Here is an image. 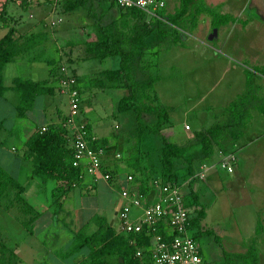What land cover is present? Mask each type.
I'll list each match as a JSON object with an SVG mask.
<instances>
[{
  "label": "rangeland",
  "instance_id": "374dc122",
  "mask_svg": "<svg viewBox=\"0 0 264 264\" xmlns=\"http://www.w3.org/2000/svg\"><path fill=\"white\" fill-rule=\"evenodd\" d=\"M206 1L207 5L219 11L217 3L220 0ZM230 1L233 2V0H225L229 9L235 13H243L249 18L250 24L247 30L243 31L241 25L236 28L225 25L218 34L210 23L211 16L203 13L199 16L195 28L191 29L188 25L185 29H178L181 44L170 47L162 45L150 50L145 56L144 64H149L152 72L162 76L155 85L161 101L175 106V111L171 115L172 130L179 133L177 140L181 143L187 140L186 132L194 133L202 126L207 127L214 121H223L222 119L227 117L226 106L247 90V69L254 72L259 92L264 95V75L255 70L257 66L264 65V0H236V2L234 0L235 3L232 5ZM32 2L39 7L32 10L36 18H43V21L47 18L46 22L49 23L53 13L62 16L55 15L53 18L59 19L56 27L48 26L51 35L50 40L42 45L46 48L44 58H52L56 70L60 63L67 61V56L74 59L72 67H77L80 84L85 89L84 112L88 115L91 124L97 127L99 121L103 123L97 128L99 133L112 131L121 135L122 132L131 130L136 125L134 111L120 112L117 109L119 99L128 93V89L121 86L95 91L89 86L91 79L89 73L99 76L103 69L118 67L119 57L94 60L82 58L83 48L79 40L87 38L93 30L94 17H89L88 9L79 8L62 13L64 0H32ZM91 3L94 4L93 12L98 17L104 7L108 8L101 19L103 24L122 14V10L118 5L113 4V0H91ZM178 4V0H168V11H174ZM14 6L15 3L11 2V10H8L12 24H21L20 18L17 19L18 7ZM224 11L228 9L224 8ZM24 16H28V12L25 11ZM25 22L20 25L21 30H28L30 21ZM7 30L8 28L5 27L0 28V37ZM214 35L215 38L212 37ZM42 46L35 50L38 51ZM57 48L62 52V59L57 57ZM16 66L7 65L5 72L7 81L15 75L37 79L45 77L48 73V64L44 62L25 63L17 68ZM135 76L140 79L144 74L135 71ZM56 78L59 80L58 76ZM52 82L55 89L53 98L49 97L44 101L45 97H42L34 103L37 119L49 122L52 117L57 119L53 112L57 102L64 111L69 110L68 95L57 91L55 79H52ZM0 106V119L2 116L6 117L0 125V153L3 152L4 155L1 156L2 162L22 184L37 185L39 183L31 178L34 163L24 157L22 137L26 136L27 129L18 121L19 119L15 118V113L11 112L13 108L15 109L14 99L9 97L1 100ZM44 106L47 107V115L41 114ZM189 107L195 110L188 113ZM253 111L256 112L255 116L245 127L246 132L236 145L231 144V140H227L228 148L235 151L238 157L235 171L229 173L218 168L217 175L209 172L205 179H194L191 182V186L198 190L199 204L204 206L206 217L202 220V233L195 236L199 229L193 227L190 228V233L200 243L202 254L209 264H224V249L230 252L245 251L254 237L259 246L261 264H264V113L257 109ZM155 121L156 117L152 114H146L144 117V122L148 124H153ZM116 124L120 127L115 128ZM166 134L171 135L170 131ZM110 137L114 138V136ZM115 137L116 142L117 138L120 140L117 142V148L120 145L121 148L125 147L124 151H126L133 145L134 140H127L126 136ZM160 145L159 135L145 134L142 147L145 152H149V155L142 158L143 171L135 174L139 184L140 182L149 184L161 178ZM12 155L19 160L9 164L7 161ZM119 159H116L120 167L118 174H127L132 170L122 158ZM176 164L179 165L178 162ZM118 174L113 175V179L107 180L108 183L100 179L93 189H84L82 185L73 187L65 191L59 202L57 195L54 194V189L57 188L56 179H49V182L40 186V189H37V185L36 190H28L24 193L25 198L40 211L39 217L34 221L32 233L18 218L23 216L19 211L21 205H17L19 208L15 205L16 188L10 186L4 207H0V256L2 245H5L8 264H74L81 261V256H76L78 251L74 254L69 252L74 249L73 240L77 231L85 229L86 221L94 214H104L110 218V215L123 206L121 191L126 179ZM189 190V186H186L184 194L192 199ZM5 204L13 206V209L7 210ZM137 211V208L132 210L133 217L137 215ZM259 222L262 231L256 234ZM70 228L72 230L69 232ZM85 230L90 231V228L86 227ZM217 236L222 244L216 239ZM138 259V263L134 264H153L147 253ZM111 260L115 261L117 257H111ZM0 264H2L1 257ZM76 264L85 263L82 261Z\"/></svg>",
  "mask_w": 264,
  "mask_h": 264
},
{
  "label": "trees",
  "instance_id": "16d2710c",
  "mask_svg": "<svg viewBox=\"0 0 264 264\" xmlns=\"http://www.w3.org/2000/svg\"><path fill=\"white\" fill-rule=\"evenodd\" d=\"M178 1L179 4L174 11L169 12L167 7H163L157 12V17L150 18L140 8L130 7L125 9L118 6L122 10L121 16L106 24L101 23V19L107 13L108 8L104 7L98 17L93 12L94 4L91 3V0H64L62 7L65 13L79 8H87L89 17H94L92 33L80 41L83 48V59L119 57L118 67L103 70L99 76L90 79V84L100 89L121 86L128 89V93L119 99L117 109L120 112L134 111L136 125L124 134L125 139L134 140V142L129 150H126L128 155L123 154L121 158L132 168L134 176L136 172L140 174L144 169L142 158L149 155V152H145L142 147L145 142V134H157L161 138V178L182 185L193 179L201 161L212 157L219 148H224L227 137L238 139L243 135L244 128L253 117V110L257 109L264 113V95L259 92L254 72L247 69V90L228 104L226 107L227 117L223 121H216L207 127L200 128L195 131L192 138L183 143L173 141L168 137L165 129L173 123L171 115L175 110V106L161 101L155 89V84L161 79V75L152 72L149 64H144L146 54L162 45L170 47L174 44H181V38L177 33L178 29H185L188 25L191 29L195 28L198 25L199 16L203 13L211 16L212 28L215 29L231 21L238 20L232 14L221 13L207 5L206 0ZM10 2L17 3L23 8H29L32 0H0V28H8L6 33L0 37V98L4 96L5 91L8 89V86L4 84L3 72L8 62L16 60L19 56H27L30 61H46L49 64L54 61L50 57L44 58L46 48L42 45L50 40L51 35L48 32L49 28L44 26L45 21L40 20L42 28L21 32L18 23L16 25L12 24V18L9 16L8 6ZM113 4L116 3L113 1ZM19 17L17 16V19ZM39 46H42L41 49L36 51L35 49ZM31 52H33L32 56L30 55ZM60 59L62 58L60 57ZM65 62L72 64L70 57H67ZM255 70L264 75V65L257 66ZM135 71L142 72L144 77L136 78ZM13 81V87L21 95L17 104V116L23 117L33 107L36 97L48 89L47 80L25 79L17 76ZM81 107L82 94L78 117L80 120H82L80 117ZM146 114L154 115L156 121L153 124L144 122ZM65 116L66 114L63 116V120ZM63 120L58 125L48 124L46 130L41 129L43 125L38 127L26 142L30 152L29 156H31L34 163L35 175L44 183L49 179L57 180V188L54 189L57 202L60 201L59 199L65 191L81 185L83 181L80 177L81 167L75 164L74 149L70 143L72 136L68 128L62 125ZM1 124L2 122H0ZM87 127L89 128L88 122ZM89 132L93 135L90 128ZM91 135L89 138H91ZM91 141L93 146H104L103 139L100 142L98 139ZM177 162L179 163L178 166ZM111 172L115 176L112 169ZM74 181L77 182L76 186L72 185ZM10 186L16 188L15 205H21L20 208L17 207L23 216L18 218L32 233L34 221L40 214L25 198L24 184L18 181L0 163V200L6 198ZM189 188L192 199L187 198L185 195V204L187 206L200 205L198 191L191 185ZM25 216H28V218H25ZM205 217L206 210L203 205H200V208L192 213L191 227L199 229L195 236L202 233V220ZM90 223H94L96 229L93 232H88L85 230L86 224L85 229L77 231L73 240L75 250L69 252L74 254L75 251L85 250L87 254L85 253L82 258L85 264H111L109 257L115 255L121 256V259L126 262L138 263L139 259L135 258L133 252H136L137 247L146 245L148 241L147 232L125 234L127 236L125 238L124 235L117 234L106 216L101 214H94L90 219ZM261 231L259 222L256 234H260ZM129 237H135L136 243L133 244ZM216 239L222 244L218 236ZM223 251L225 255L224 264H261L256 237L252 239L245 251L230 252L226 249ZM0 257L2 264L9 263L6 258L5 245H2Z\"/></svg>",
  "mask_w": 264,
  "mask_h": 264
},
{
  "label": "built area",
  "instance_id": "2783aa9c",
  "mask_svg": "<svg viewBox=\"0 0 264 264\" xmlns=\"http://www.w3.org/2000/svg\"><path fill=\"white\" fill-rule=\"evenodd\" d=\"M122 8L136 7L144 10L150 17H157V12L167 7L168 0H113ZM54 23V22H53ZM59 82L69 98V111L63 120L72 136L75 164L81 167V179L89 174L93 182L100 178L111 180L113 174L105 160L104 146H93L91 140L95 137L90 134L87 121L78 119L81 106L80 86L75 69L70 63H61L58 67ZM48 125H43L46 130ZM91 135V138L89 136ZM220 164L228 171L233 172L237 163L235 152L220 150ZM122 157L120 152L116 158ZM208 166L203 165L194 177L205 178ZM157 184L160 194L156 201L148 202L147 196L137 191L133 186L135 176L129 173L126 183L122 186L121 196L125 199L123 206L117 211L120 219V230L125 234H141L147 232L148 241L145 246L139 247L135 257L142 258L149 254L153 264H209L201 251L200 243L190 233L191 215L200 208L199 205L187 206L184 202L185 187L188 182L179 185L162 178ZM72 185H77L74 181ZM134 208H141L142 212L132 216ZM131 242L136 243L133 237Z\"/></svg>",
  "mask_w": 264,
  "mask_h": 264
},
{
  "label": "crops",
  "instance_id": "0c3cea01",
  "mask_svg": "<svg viewBox=\"0 0 264 264\" xmlns=\"http://www.w3.org/2000/svg\"><path fill=\"white\" fill-rule=\"evenodd\" d=\"M235 2H236V0H235ZM234 2V0H233V2H231L230 1V3H231V5L232 4H234L235 3ZM218 5H217V7L218 8H220L219 9V12H221V13H229V14H232V15H234L235 17H237L238 18V20L237 21H234V22H229V23H227V24H224V25H221L220 27H218V28H216L215 30L217 31V33L219 34V32H220V30H221V28L223 29L224 27H225V25L227 26H232V27H234V28H236V27H239L240 25H241V27L243 28V31H245V30H247L248 29V26H249V24H250V20H249V18L248 17H246L243 13H240V12H238V13H235L233 10H231V9H229L230 7H229V5L225 2V0H220L218 3H217ZM15 5L16 6H14V7H18V10H19V15L18 16H20L19 18H20V20L22 21H20L21 22V24L19 23L18 24V26H19V29H20V25H23V24H25L26 22L25 21H30V26H29V28H28V30H21L20 29V31L21 32H26V31H31V30H35V29H37L38 27H40V26H42V23H40V20L41 21H43V18H36L35 16H34V14H33V12H32V10L33 9H38L39 7H38V5L36 6V4L35 3H31V5H30V7L29 8H23L21 5H19V4H17V3H15ZM40 5V4H39ZM10 6H11V2H10V4H9V6H8V10L10 11L11 9H10ZM32 6V7H31ZM41 6V5H40ZM224 8H227L228 9V11H224ZM237 9V8H236ZM28 12V16H24V12ZM62 13H65V12H62ZM206 14V13H205ZM239 14V15H238ZM55 15L56 16H58L59 14H57V13H53V15H51V16H53L52 18L50 17V21H49V23H47L46 21H47V18H46V20H45V25H44V23H43V25L45 26V27H47L48 28V26H51V27H56V24H57V22H58V20L59 19H53V18H55ZM34 16V17H33ZM59 16H61V15H59ZM58 16V17H59ZM62 17V16H61ZM60 17V18H61ZM211 21H212V19L210 20V23H211ZM44 22V21H43ZM54 22V23H53ZM212 25V24H211ZM88 37V36H87ZM213 38H215V35L214 36H212ZM82 39H84V38H82ZM82 39L81 40H79V42L80 41H82ZM71 43H73L72 41H71ZM72 51V50H71ZM62 52H60L59 51V49L57 48V57L59 56V57H61L62 58V54H61ZM67 57H70V56H67ZM71 58V62H72V64H74V59H72V57H70ZM65 59V58H64ZM91 60H94V59H91ZM40 62H44V63H46V64H48V73H47V75L45 76V77H43V78H31V77H24L25 79H33V80H47V83H46V85L48 86V89L46 90V91H44L43 93H41V94H39L37 97H36V99H35V103H36V101L38 100V99H41L42 97H45V99H44V101L45 100H47L49 97L50 98H53L52 96H53V94H54V92H55V89H54V86H53V82H52V79H55L56 80V83H57V91H59V92H61V93H65L62 89H61V86H60V83H59V80L56 78L57 77V75H58V73H59V71H58V69L56 70V69H54V65H53V63L51 64H49L48 62H46V61H30L28 58H26V56H19V57H17V59L16 60H14V61H10V62H8L6 65H5V67H4V70H3V72H4V84L6 85V86H8V89L5 91V94H4V96L3 97H1L0 98V101L1 100H5V99H8L9 97L11 98L12 97V99H14V106L13 107H15V109L13 108V110L11 111L13 114L15 113V115H16V119L18 120V121H20L21 123H22V125H25V128L27 129V133H26V136H24V137H22L23 138V141H24V148H25V155H24V157H26L27 159H29V160H31V161H33L32 160V158H31V156H29V151H28V147H27V144H26V142H27V140H28V138L31 136V134H33L37 129H38V127H40V126H42V125H48V124H55V125H58V124H61V122H62V120H63V116L65 115V114H68V111H64L61 107H60V105H59V102H57V104L54 106L55 108L53 109V112H55V115H56V117H57V119H54L53 117L51 118V121L49 122V121H45V120H41V119H37V115L35 114V111H36V105H35V107H34V105H33V107L31 108V109H29L27 112H26V114L23 116V117H18L17 116V104L19 103V101H20V98H21V95H20V92L17 90V89H15L14 87H13V85H14V78L15 77H17V76H20V75H15V76H13V77H11V78H9V80L7 81V78H6V76H5V72H6V68H7V65H9V64H14V65H17L16 66V68L18 67V66H21V65H24L25 63H31V64H33V63H40ZM76 63V62H75ZM74 69H75V71H76V73H77V76H78V82H79V86H80V89H81V94H82V107H81V115H80V117H81V119L82 120H85V121H87L88 123H89V128H90V130H91V132H92V134H93V136L95 137V140L96 139H98L99 140V142L100 141H102V139H103V142H104V149H105V160H106V162L110 165L109 167H110V170L112 169L114 172V174H118V171H120V167H119V164H118V161L116 160V153L117 152H120V153H122V155L124 154L125 156H127L128 155V151H124V148H121L120 147V145L118 146V148H117V142H120V140L117 138L116 140H117V142L115 141V136H124V134L123 133H125V132H127V131H125V132H122L121 133V135H119L118 133L119 132H117V133H114V132H112V131H110L109 133H99V131H97V128L99 127V126H101V125H103V123H101V121H99L98 122V126L97 127H95L94 125H92L91 124V121L88 119V115L87 114H85V112H84V88H83V86H81V84H80V78H79V73H78V69H77V67H74ZM103 70H105V69H103ZM103 70H101V71H103ZM90 74V76H91V78H93L95 75H93L92 74V72L91 73H89ZM161 78H162V76H161ZM156 85V84H155ZM89 86H91V84H90V81H89ZM91 87H93V86H91ZM94 89H95V91H97V90H100V88L99 89H97V87H93ZM156 89V88H155ZM104 90H106V89H104ZM9 93H11L10 95H9ZM58 93V92H57ZM91 93H92V90H91ZM97 94V93H96ZM8 95H9V97H8ZM51 103H53L52 101H51ZM46 105V104H45ZM228 106V105H227ZM226 106V107H227ZM1 107V106H0ZM47 107L46 106H44L43 108H42V110H41V114L42 115H47L46 113V109ZM191 107H189L188 108V113L189 112H191L192 110H195V109H190ZM175 111V110H174ZM173 111V112H174ZM172 112V113H173ZM254 112V111H253ZM252 112V113H253ZM255 113L256 112H254L253 113V116H255ZM2 116V115H1ZM4 120H6V117L5 116H2L1 117V119H0V122H2V124H3V122H4ZM25 120V121H24ZM39 120V121H38ZM41 120V121H40ZM222 120H224V119H222ZM252 120V119H251ZM217 121V120H216ZM216 121H214V122H216ZM219 121V120H218ZM221 121V120H220ZM34 123H36L37 125H33ZM172 125H173V123H172ZM170 126V127H167L166 129H165V131L167 130V131H170V133H171V135L169 134L168 135V137L170 136V138H171V140H173V141H177V142H180V141H178L177 140V138H178V135H179V133H177V131H174V130H172L173 129V126ZM115 128H119L120 127V125L119 124H116L115 126H114ZM202 127H204V126H202ZM202 127H200V128H202ZM100 128V127H99ZM199 128V129H200ZM13 130H14V128H12ZM199 129H196L195 131H197V130H199ZM22 131H23V129H22ZM21 131V132H22ZM166 131V132H167ZM195 131H194V133H195ZM11 132H12V130H11ZM101 132V131H100ZM165 132V133H166ZM246 132V128H244V133ZM194 133H187L186 132V138L185 139H190V138H192L193 136H194ZM19 134V136H20V132L18 133ZM71 134V133H70ZM110 136H114V138H111ZM172 137H174L173 139H172ZM242 137V136H241ZM241 137H239L238 139H233L232 137H227V139H225V145H224V148H219L218 150H216V152H215V154L212 156V157H210V158H208V159H206V160H204V161H201L200 162V164L198 165V167H197V171H196V173L197 172H199L200 171V169H201V167L203 166V165H205L206 167L208 166V169H207V171H206V174H205V177L208 175V173L210 172L211 174H215V175H217V170L216 169H223V170H225V171H227V172H229V173H233L234 171H235V169H236V165H235V167H234V171L233 172H230V171H228L226 168H224V167H222L221 166V164L219 163L220 162V160H221V153H220V150H223L224 152H235V151H233V150H231V149H229L228 148V145H227V140H231V144L233 143V144H235L236 145V143L238 142V140L241 138ZM186 140V141H187ZM71 144H72V141L70 142ZM181 143V142H180ZM3 152H1L0 153V163L10 172V169L7 167V165H5L3 162H2V159H1V156H4L3 154H2ZM10 160L9 161H7V163H12L13 161H18L19 159L18 158H16V157H14L13 155L9 158ZM112 159V160H111ZM124 160V159H123ZM125 161V160H124ZM237 161H238V157H237ZM238 163V162H237ZM131 168V167H130ZM11 173V172H10ZM129 173H132V170L130 171L129 170V172L127 173V174H124V173H119L118 175L119 176H121V177H124V179H126L127 178V175L129 174ZM195 173V174H196ZM12 175H14L13 173H11ZM15 176V175H14ZM32 179H35L36 180V183H39V184H34V183H29L28 185H24V187H25V190H24V193H26L28 190L30 191H34V190H36V186L38 187L37 189H40V186H43V185H45L47 182H49V180L47 181V182H42V180L37 176V175H35V173H34V168L32 169V177H31ZM100 179H102V178H100ZM99 179V180H100ZM137 179V178H136ZM194 179H199L198 177H193V179H191L190 180V182H189V184L187 185V186H190L191 185V182L194 180ZM203 179H205V178H203ZM99 180H97L96 182H93V179H92V177L91 176H86L85 177V179L82 181V183H81V185L83 186V188L84 189H93V188H95L96 186V183H98V181ZM103 180V179H102ZM104 181H106V183H108L107 182V180H105L104 179ZM134 184V188L137 190V191H141L142 193H144L146 196H147V200H148V202H154V201H156L157 199H158V197H159V194H160V188H159V185L157 184V182H150L149 184L147 183V182H140V184H139V181L137 182V180L135 181V183H133ZM137 184V185H136ZM81 185H79V186H81ZM90 185H92L91 187H90ZM123 186V185H122ZM77 187V186H76ZM196 190V189H195ZM198 191V190H197ZM122 197V196H121ZM123 198V197H122ZM27 199V198H26ZM123 200L125 201V199L123 198ZM122 200V201H123ZM29 201V200H28ZM5 203V198L4 199H1L0 200V207H4L3 206V204ZM7 203V202H6ZM34 206V205H33ZM35 207V206H34ZM5 208L7 209V210H10V209H13V206L12 207H10L8 204H5ZM36 208V207H35ZM138 209V211H137V213L136 214H139L140 212H142V209L141 208H137ZM36 210L38 211V212H40L37 208H36ZM11 212H13V211H11ZM104 215V214H103ZM17 216H18V214H17ZM105 216V215H104ZM106 218H107V216H106ZM90 219L91 218H89L86 222V224H87V228L89 229L90 228V231L88 230V232H93L95 229H96V225L94 224V223H90ZM107 220H108V222L115 228V230H116V232H117V234H121V235H124V237L126 238L127 236L125 235V233H123L121 230H120V219H119V217L117 216V210H116V212L113 214V215H110V218H107ZM85 224V225H86ZM72 230V228H70L69 229V232ZM58 236V235H57ZM59 237V236H58ZM133 238V237H132ZM132 238L131 237H129V239L130 240H132ZM19 246H20V244H19ZM79 253H81V254H79ZM79 253L77 254L76 253V256H78V255H80L81 256V261H79V262H74V264H76V263H81L82 262V258L85 256V253L87 254V252H85V250H82V251H79ZM113 257H117V260H115V261H113V260H111V257H109V259L111 260V264H119V263H121V264H124V263H126V261L125 260H123V259H121V256H119V255H115V256H113Z\"/></svg>",
  "mask_w": 264,
  "mask_h": 264
}]
</instances>
